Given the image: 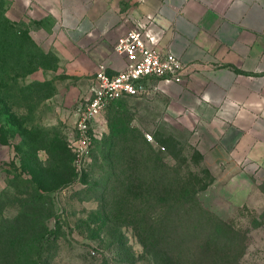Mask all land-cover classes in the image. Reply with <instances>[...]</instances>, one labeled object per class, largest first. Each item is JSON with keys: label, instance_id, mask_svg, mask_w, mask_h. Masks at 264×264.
I'll list each match as a JSON object with an SVG mask.
<instances>
[{"label": "rangeland", "instance_id": "rangeland-1", "mask_svg": "<svg viewBox=\"0 0 264 264\" xmlns=\"http://www.w3.org/2000/svg\"><path fill=\"white\" fill-rule=\"evenodd\" d=\"M11 6L0 0L2 74L15 77L0 90V264H264V179L218 182L194 132L157 98L106 112L110 129L77 169L89 95L69 105L66 93L86 81L65 73L53 18L15 19ZM30 64L43 68L24 76ZM115 125L127 129L120 140Z\"/></svg>", "mask_w": 264, "mask_h": 264}, {"label": "crops", "instance_id": "crops-1", "mask_svg": "<svg viewBox=\"0 0 264 264\" xmlns=\"http://www.w3.org/2000/svg\"><path fill=\"white\" fill-rule=\"evenodd\" d=\"M33 12L53 18L65 73L86 81L67 90L69 105L92 98L101 63L110 75L125 68L116 41L154 20L159 50L185 71L180 83L152 81L149 98L194 132L218 182L264 179V0H12L8 14Z\"/></svg>", "mask_w": 264, "mask_h": 264}, {"label": "built area", "instance_id": "built-area-1", "mask_svg": "<svg viewBox=\"0 0 264 264\" xmlns=\"http://www.w3.org/2000/svg\"><path fill=\"white\" fill-rule=\"evenodd\" d=\"M162 32L157 31L154 20L142 29H134L115 43L114 53L126 59V66L115 75L108 73V65L101 63L95 74L97 88L92 98L79 112L73 143L76 167L82 171L88 161L94 141L107 132L108 107L126 97H147L160 89L156 80L166 83L183 82L185 65L171 53L159 50ZM152 140L151 135H147Z\"/></svg>", "mask_w": 264, "mask_h": 264}, {"label": "trees", "instance_id": "trees-1", "mask_svg": "<svg viewBox=\"0 0 264 264\" xmlns=\"http://www.w3.org/2000/svg\"><path fill=\"white\" fill-rule=\"evenodd\" d=\"M1 63H0V90L1 89H6V88H8L9 87V81H14L15 80V77H10L8 80H6L5 78H4V75L2 74L3 72H4V70H6L5 68H6V66L4 65V62L3 61H0ZM3 63V64H2ZM41 68H43L41 65H36V66H32V64H30L29 65V67L28 68H26V69H23L22 70V72L23 73H25V74H23L24 76H27V75H29V74H33V73H36L39 69H41ZM17 78H20V76L18 75L17 77H16V79ZM150 96H147V97H126V98H123V99H121V100H119V101H116V102H114V103H112L109 107H108V109H107V112H109V110L112 108V107H114L115 105H121V104H123V103H125L126 101H128V100H130V99H144V98H149ZM107 118H108V115H107ZM108 121H109V118H108ZM125 127V126H124ZM109 129H110V121H109ZM112 129H113V137L114 138H117L118 140H120V138H121V136H123V135H125L126 134V131H127V129H125L124 130V128H118V126H113L112 127ZM77 138V131H76V129L74 130V135H73V141H72V145H71V149H72V152H73V154H74V151H73V143H74V141H75V139ZM98 142H100L99 140H96V141H94V143H93V145H92V150H91V155L93 154V146H94V144L95 143H98ZM134 144V143H133ZM134 146H135V144H134ZM111 147H114V145L112 144L111 145ZM136 147V146H135ZM152 154H155V152H152ZM109 156H113V154L111 153ZM74 157H75V154H74ZM151 157H152V155H151ZM152 158H154V160H157V161H162L163 160V158L161 159V156L159 155V154H155L154 155V157H152ZM75 159V158H74ZM186 205V204H185ZM219 223H221V224H224L225 225V223L222 221H220ZM232 230H234L233 228H232ZM236 234H239V233H236ZM51 240L52 239H49V237H47V238H45L44 237V239H43V243H42V247H41V251H39V256H40V258H42L43 257V255H44V250H45V247L51 242ZM148 243L150 244V245H152V239L149 237V239H148V241H147V243H144L145 245V249L147 248V250H148ZM39 258V257H38Z\"/></svg>", "mask_w": 264, "mask_h": 264}]
</instances>
